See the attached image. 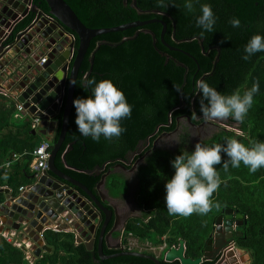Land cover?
I'll use <instances>...</instances> for the list:
<instances>
[{
  "label": "trees",
  "instance_id": "obj_1",
  "mask_svg": "<svg viewBox=\"0 0 264 264\" xmlns=\"http://www.w3.org/2000/svg\"><path fill=\"white\" fill-rule=\"evenodd\" d=\"M65 1L79 19L92 29H110L155 17L164 20L170 28L165 40L176 48L193 53L198 63L196 60L185 62L189 71L173 61L166 66V60L154 48L152 36L139 31L140 27L93 38L79 70L74 100L93 95L92 89L85 87L86 80L94 79L97 83L104 79L111 80L123 91L132 108L131 116L121 121V127L126 131L120 137L108 140L101 136L99 141H95L91 136L84 137L79 133L73 105L66 139L55 159L56 168L94 191L101 176L95 177L84 171L107 164L101 173L104 175L119 161L128 162L129 156L139 151L140 146L146 147L134 160L151 152L137 172L139 192L136 199L143 216L127 223L122 241L125 247L123 252H138L131 248V240L142 245L148 244L152 248L165 244V250L159 257L161 263L180 264L178 261L164 262L163 258L166 251L173 246L178 247L183 240L186 257L201 258L218 216L227 209H234L247 220L244 235L235 240L237 247L250 254L251 264H264V168L252 173L242 163L239 168H233L229 163L225 171L223 162L228 157L222 152V163L215 166L222 182L211 197V211L204 215L194 213L189 217L169 215L165 204V185L175 174L171 162L183 153L190 155L195 150V144L191 143L189 132H184L174 151L154 149L157 139L164 133L174 131L181 118L187 121L190 117L195 125L201 123L202 92L196 87V81L203 77L209 86L225 96L237 90L243 95L256 81L259 82V91L253 97L252 107L243 123H237L231 117L227 119V126L237 128L241 134L220 128L200 144L206 147L223 145L229 138L239 140L246 147H251L253 142H264V113L251 116L252 112H258L260 99L264 98V52H257L248 60L242 58L246 54L244 48L253 35L264 37V0H193L192 12L184 8L185 0H136V7L133 6V0ZM34 2L39 9L49 11L44 0ZM161 3L168 6L161 7ZM203 4L211 6L216 23L213 32L201 35L202 29L197 26L196 20L202 14L200 9ZM233 18L240 20L239 28L230 24ZM173 22L177 23V39H190L194 36L203 39V48L208 56H204L199 41L177 44L171 35ZM30 23L31 19H27L16 32L25 29ZM153 30L159 39L162 25ZM13 40L9 39L8 43ZM102 42L106 45L98 47ZM78 45L76 36V50ZM93 53L95 58L92 66L90 59ZM218 56L220 60L216 62ZM16 113L15 103L0 94V167L16 153H32L43 141L38 134H33L30 119L15 118ZM55 119L61 123L62 113ZM60 128L54 136L53 144L59 138ZM70 144H73V149L64 159L63 155ZM32 159L31 155H27L10 169L0 171L1 186L12 189L14 196L19 194L20 187L30 183L29 166ZM128 188L124 176L116 173L106 183V189L113 198L124 196ZM4 202L5 196L0 190V206ZM217 204L219 208L215 206ZM45 241L51 252H45L39 258L33 255L34 260L31 261L28 252L0 235V264H155L149 259L133 256L102 260L97 255L96 247L88 251L84 244H77L73 233L48 231L45 233ZM120 252L119 249L104 246L105 256ZM142 253L155 256L151 251Z\"/></svg>",
  "mask_w": 264,
  "mask_h": 264
},
{
  "label": "water",
  "instance_id": "obj_2",
  "mask_svg": "<svg viewBox=\"0 0 264 264\" xmlns=\"http://www.w3.org/2000/svg\"><path fill=\"white\" fill-rule=\"evenodd\" d=\"M44 1L49 10L46 14L37 8L35 2L33 9L29 11L28 5L31 0H0V70L4 69L7 61L12 56L24 50L26 46L25 50L29 55L32 53L33 47H46L47 50L54 47L48 54L47 63L41 68L30 69L28 76L16 86V89L18 91L25 89L19 98V101L24 104V108L36 117L41 118L44 127L51 128L55 127L52 120L61 113H59L58 105L54 103V100L58 97L61 89H65L66 98L62 108L60 135L54 144L49 160V172L58 180L56 179V182H52L49 172L46 171L41 183L45 184L51 181L48 182V189L44 186L41 187L39 184L32 192H25L17 197L11 196L4 202L0 206V211L3 214L0 216L2 222L0 234L9 235L11 231H14L16 234L23 235L25 237L23 251H29L25 245L30 243V252L39 258L43 253L51 252L46 241L40 238V233L45 227L53 226L59 221L75 222L73 232L77 235V244H84L88 251H93L96 247L95 242L99 225H102L97 243V255L100 259L133 256L149 259L155 264H162L156 256H149L141 252H123L122 249L118 254L105 256L104 242L116 231L113 228L106 234L114 213L113 209H108L104 205L107 200V192L106 195L100 191L99 195L94 194L92 190L82 185L79 181L58 170L55 165L56 156L64 144L68 132L79 70L92 39L106 33L124 31L140 25L128 24L110 29H92L88 28L79 19L65 0ZM133 3L134 7H136L137 1L133 0ZM26 15L35 16L32 22L33 25L16 35L11 33L9 39L13 38V42L16 45L14 44L4 49V46L1 45V37L17 19ZM64 28L77 36L79 40L77 50L75 49V41L71 42L69 39L71 34L62 32ZM165 30L166 27L164 28ZM54 35L58 37L54 38ZM101 45H106V43L102 42L98 47ZM73 52V61L69 63L68 60ZM94 58L95 53L92 54L90 59L92 66ZM216 61H219V57ZM204 79L205 77L202 80ZM72 81L75 83H72ZM200 118L198 117V119ZM187 121L193 127H199L192 123L190 117L187 118ZM171 134L164 133L163 135ZM72 149L73 144H70L63 156L64 159L65 155ZM106 165L84 171L95 177L101 176L100 182L96 186L98 190L105 186L106 179L110 173L109 171V173L101 175ZM127 165L130 164L124 160L121 161L119 166L126 169ZM135 168L136 164L133 166V169ZM63 182H67L72 187L81 190L87 199L82 198L81 194L69 185L63 184ZM5 193H9V190H5ZM98 211L102 213L101 215H104V221L103 216L99 215ZM130 219L126 218L124 220L123 228L126 227ZM117 223L118 219L115 217V225ZM246 224L247 220L244 215L234 209H227L216 219L214 232L211 234L201 258L192 259L186 257L185 242L181 240L178 247L174 246L165 252L163 261L167 263L178 261L180 264H241L243 262L242 258H238L234 251L227 252L226 248L231 242H235L236 238L244 235ZM28 255L30 256L29 253Z\"/></svg>",
  "mask_w": 264,
  "mask_h": 264
},
{
  "label": "clouds",
  "instance_id": "obj_3",
  "mask_svg": "<svg viewBox=\"0 0 264 264\" xmlns=\"http://www.w3.org/2000/svg\"><path fill=\"white\" fill-rule=\"evenodd\" d=\"M159 6L167 7L168 4L161 3ZM183 6L188 12L194 11L193 0H185ZM200 10L202 14L197 18L196 24L202 29L201 35L213 32L216 18L211 6L203 4ZM230 24L235 28L241 26L238 18H233ZM244 52V60L257 52H264V37L253 35ZM85 87L91 88L93 95L73 101L79 133L84 137L91 136L95 141H99L101 136L108 140L120 137L126 131L121 127V121L130 118L132 112L123 91L107 79L98 83L94 79H88ZM196 87L202 92L200 110L205 121H226L231 117L237 123H243L252 107L253 97L259 91V82L253 83L243 95L239 90L229 96L222 95L204 80H197ZM222 152L228 157L223 162L225 171L228 170L229 163L233 168H239L242 163L252 173L264 168V142H253L251 147H246L235 138L227 139L223 145L215 144L211 147L197 143L190 155L183 153L171 162L175 174L165 185V204L169 215L189 217L194 213L204 215L211 211V197L222 182L215 167L222 163ZM215 206L219 208V204Z\"/></svg>",
  "mask_w": 264,
  "mask_h": 264
},
{
  "label": "flooded vegetation",
  "instance_id": "obj_4",
  "mask_svg": "<svg viewBox=\"0 0 264 264\" xmlns=\"http://www.w3.org/2000/svg\"><path fill=\"white\" fill-rule=\"evenodd\" d=\"M35 1V0H34ZM133 6H134V3H133ZM40 11H42V12H44V14H46V12L47 11H44V10H42V9H39ZM31 15H26V16H23V17H20V19H17L15 22H14V24L9 28V35L12 33V34H18V33H20V32H22V31H24V30H26V28H28L30 25H33V20H32V22L25 28V29H23V30H21V31H19V32H16V30H17V28L19 27V25L21 24V23H23L24 21H26L29 17H30ZM134 24H139L140 26H137V27H140L141 29L139 30V31H141V32H146V33H149L151 36H152V39H153V45L155 46L154 48H155V50H157L159 53H160V55H161V57L163 58V59H165L166 60V66L167 65H169V63L171 62V61H173L174 63H176L178 66H180L181 68H183V69H185L186 71H189L190 70V68H188V66L185 64V62L186 63H189L188 61L189 60H191V61H193V60H196L197 61V63H198V60H197V58L194 56V54L193 53H191V52H189V51H186V50H184V49H180V48H176V46H174V45H171L169 42H167L166 40H165V35H167L168 33H169V24L166 22V21H164V20H161V19H159V18H151V19H147V20H140L139 22H137V23H134ZM160 25H162V27H163V30H162V35L160 36V38L158 39L157 38V34H156V32L153 30L154 28H157V27H159ZM145 26H149V27H152V29H149V28H146ZM166 27V30L164 31V28ZM172 27H173V32H172V38L173 39H175V40H177V44H183V43H192L193 41H199V43H200V45L202 46V52H203V54H205L204 56H208V54L205 52V50H204V48H203V39H199V37H197V36H194L193 38H190V39H182V40H179V39H177L176 38V35H177V23L176 22H173V25H172ZM62 32H64V33H70L71 35H72V33L68 30V29H66V28H64V29H62ZM74 36H75V34H74ZM137 36V35H136ZM54 38H57L58 36L57 35H54L53 36ZM75 38H76V36H75ZM46 44V43H45ZM44 46V45H43ZM44 48V47H43ZM167 48V49H166ZM45 49H46V47H45ZM218 52H220V49L218 50ZM185 54V55H184ZM175 56H179V57H182V58H184V60H179L178 58H176ZM186 56H188V57H186ZM219 57V56H218ZM218 57H216V60H217V58ZM220 60V59H219ZM217 62V61H216ZM199 69H200V64H199ZM60 113V112H59ZM58 116V115H57ZM181 119H184V118H181ZM201 120V119H200ZM180 121V120H179ZM219 122H222V121H218V123ZM210 124V122L209 121H205V120H203L202 119V121H201V123H199L197 126H199V127H206L207 125H209ZM212 125H214V124H212ZM215 126H217V125H215ZM178 128H179V125L177 126V128L174 130V131H172V132H170V133H174V132H176V131H178ZM197 128V127H196ZM205 132V131H204ZM171 134V135H172ZM183 134V132L179 135V143H180V136ZM163 135V134H162ZM163 136H165V135H163ZM168 136V135H167ZM159 139V138H158ZM157 139V140H158ZM142 148H143V146H140V149H139V151H137V152H134V154H131L130 156H129V160H128V162L127 163H130V161H131V159L134 157L135 158V156H137V155H139V153L141 152V150H142ZM134 158L132 159L133 160V163L131 164V166H130V170L129 171H123L124 169H122V167L121 166H119L120 164H121V162L119 161L117 164H115L114 166H113V168L111 169V170H109L110 171V173H109V171H107L106 173H104V174H107V173H109V177L114 173H116V174H119V175H121V176H124V178L126 179V181H127V183H128V187H129V184H131V182L133 181V178L131 177V173H135V176L137 177V172H138V170L140 169V167H141V165L139 166V167H137L136 166V168L135 169H133V166L136 164L135 162H137V160L136 161H134ZM139 159V158H138ZM133 169V170H132ZM129 176V177H128ZM135 176H134V178H135ZM108 177V178H109ZM131 177V178H130ZM129 178V179H128ZM137 179H138V177H137ZM81 183V182H80ZM82 185H84L83 183H81ZM138 184H139V182H138ZM85 186V185H84ZM85 187H87V186H85ZM88 188V187H87ZM89 189V188H88ZM129 189V188H128ZM79 194H81L82 195V198H86L87 199V197H86V195L81 191V190H79V189H75ZM93 191V190H92ZM99 191L101 192V193H103L104 195H106V192H107V196H106V198H107V200L104 202V205L108 208V209H113L114 210V213H113V218H112V220L110 221V223H109V226H110V229L108 230V228H107V232H106V234L110 231V230H112L113 228H115V230L117 231H115L114 233H113V242H114V246H117L116 248H114V249H119V250H125L124 248V245H123V242H121L120 241V236H121V234H120V232H121V230L120 229H122L123 228V222H124V220L127 218V215L128 214H136L137 213V210H138V208H139V206H138V204H137V199H138V192H139V189H137V193H136V197L134 198V194H133V192H132V190L131 189H129V191H128V193L127 194H125L124 196H122V197H120V198H113V197H111L110 195H109V193H108V191L105 189V186L104 187H101L99 190L97 189V187H95V190L93 191L94 192V194H96V195H99ZM132 195H133V197H132ZM137 198V199H136ZM113 200V201H112ZM92 204V203H91ZM138 207V208H137ZM140 209V208H139ZM141 210V209H140ZM140 213H141V216H140V218L143 216V211L141 210L140 211ZM98 214L99 215H101L102 213L100 212V211H98ZM101 216H103V221H104V215H101ZM115 217L118 219V223L115 225ZM131 220V219H130ZM114 225H115V227H114ZM102 226V225H101ZM108 226V227H109ZM100 229H101V227H100ZM99 229V230H100ZM123 231H125V228H124V230ZM124 233V232H123ZM122 233V234H123ZM120 234V235H119ZM116 240H117V242H116ZM122 241H123V236H122ZM96 248H97V243H96ZM238 248V247H237ZM95 249V248H94Z\"/></svg>",
  "mask_w": 264,
  "mask_h": 264
},
{
  "label": "built area",
  "instance_id": "obj_5",
  "mask_svg": "<svg viewBox=\"0 0 264 264\" xmlns=\"http://www.w3.org/2000/svg\"><path fill=\"white\" fill-rule=\"evenodd\" d=\"M33 4H34V0H31V3H29V5H28L29 11H31L33 9ZM47 17L49 19L51 18L50 16H47ZM69 39L71 42L76 41V38L73 34L69 36ZM8 41H9V30H6L4 35L1 37V45L4 46V49H7V48H9L15 44L14 42L8 43ZM53 48L54 47H52V49ZM36 49H37L36 47L32 48L33 51H32L31 56L33 58L36 56L35 55ZM52 49L45 50V54H41V55L38 54V59L36 61H34L33 63L31 62L32 66H30L29 69H27V67L22 65L25 63H22L21 64L22 66H16L12 70L5 71V69H4V70L0 71V94L6 98L19 99L20 96L22 95V93L25 91V89L18 91L15 86L18 85L21 81L24 80L25 77L28 76L29 70L33 69L34 65L36 68H41L45 63H47L48 54L52 51ZM12 57H14V56H12ZM73 57H74V52L72 53V55L70 56V59L68 60L69 63H71L73 61ZM64 100H65V89L62 88L60 93L58 94V97L54 100V103L58 105L59 110H61L63 108L64 102H65ZM28 113L31 114L27 109L24 108V104L20 103L17 105V113L15 115V118H22L23 116L28 115ZM44 114L46 115V113H44ZM31 118H32V129L33 130L39 129L43 124V120L39 117H36L34 114H31ZM236 133L241 134L240 131H236ZM53 147H54V145H53L51 140L43 139L41 144L37 148H35V150L32 153L25 152L23 154L22 153L21 154H19V153L14 154L12 158L8 159L0 167V170H2V169L7 170L11 167L12 164L17 162L21 158H23L27 155H31L33 157V159L30 163L29 168H30V172L36 178V182H35V184H32V185L22 186V187H20L19 190H20L21 194H23L25 192H32L34 190V188L37 185H39L41 183L42 179L45 177V173L49 168V160H50L51 155H52ZM2 188H4V187H2L0 185V189H2ZM48 231L67 232V230L63 229L59 223L58 224L56 223L53 226L45 227L44 230L40 233V238L45 240V233ZM0 235L3 236L8 242L13 243L17 247H19V248L24 247V245L22 243H18L14 240L15 239L14 233H10L9 235H5L4 233H2ZM76 236L77 235H75V238H76ZM76 240H77V238H76ZM25 247L30 250L29 245H25ZM164 248H165V245L162 247L161 250H163ZM226 250H227V252L234 251L235 255L238 256V248H237L235 242H231L227 246Z\"/></svg>",
  "mask_w": 264,
  "mask_h": 264
},
{
  "label": "crops",
  "instance_id": "obj_6",
  "mask_svg": "<svg viewBox=\"0 0 264 264\" xmlns=\"http://www.w3.org/2000/svg\"><path fill=\"white\" fill-rule=\"evenodd\" d=\"M38 8V7H37ZM39 9V8H38ZM35 18V16L34 17H32V15L28 18V19H31V22H32V20ZM27 48V46L25 47V49ZM37 49L35 50L36 51V53H35V57L33 58L32 56H31V54L29 55L28 53H27V51L24 49V50H21L18 54H15V56L14 57H12V58H10L8 61H7V65L4 67V69H5V71H9V70H12L14 67H16V66H22V65H24L25 67H27V69H29V67L30 66H32V63L34 62V61H36L37 59V57H38V54H45V50H47V49H45V48H43V47H41V46H38V47H36ZM34 51V52H35ZM32 62V63H31ZM22 63H25V64H22ZM22 64V65H21ZM3 69V70H4ZM33 69H36V67H35V65L33 66ZM0 71H2V70H0ZM6 73V72H5ZM17 86V85H16ZM15 86V87H16ZM66 98V97H65ZM10 100L11 101H13L14 103H15V106H16V109H17V105L18 104H20V103H22V102H20L19 101V99H14V98H10ZM65 101V100H64ZM59 112H61L62 113V109L61 110H59ZM23 117H25V118H27V119H30V121H31V124H32V118H31V114H29L28 113V115H25V116H23ZM52 123H54V128H51V127H44L43 126V124H42V126L39 128V129H37V130H34V132H36V134H40L41 135V140H43V139H49V140H51V141H53V139H54V136L56 135V133H57V130L59 129V126L61 127V123H59L58 121H56V119L54 118L53 120H52ZM61 129V128H60ZM34 132H33V134H34ZM35 135V134H34ZM53 143V142H52ZM54 145V144H53ZM69 147V146H68ZM54 148V147H53ZM68 149V148H67ZM25 152H28V151H24L23 153H25ZM22 153V154H23ZM29 153V152H28ZM19 154H21V153H19ZM64 156V155H63ZM136 157V156H135ZM134 158V157H133ZM132 158V159H133ZM131 159V161H130V165H127L128 166V168L126 167V169H124V168H122V169H124L123 171L125 172V171H129L130 170V166H131V164L133 163V160ZM134 160H135V158H134ZM16 163V162H15ZM14 163V164H15ZM13 165V164H12ZM11 165V166H12ZM56 165V164H55ZM11 168V167H10ZM9 168V169H10ZM6 170V169H5ZM8 170V169H7ZM133 170V169H132ZM1 171V170H0ZM48 172H49V168H48V170H47ZM104 171V170H103ZM62 172V171H61ZM31 173V172H30ZM64 173V172H63ZM66 174V173H65ZM66 175H68V174H66ZM49 176H50V179L52 180V182H56V177H54L50 172H49ZM69 176V175H68ZM71 177V176H70ZM109 177V176H108ZM108 177H107V179H106V183H107V180H108ZM71 178H73V177H71ZM58 180V179H57ZM76 180V179H75ZM78 181V180H77ZM35 182H36V178L34 177V175L31 173V176H30V183H28L27 185H24V186H28V185H32V184H35ZM42 182V181H41ZM48 182H51V181H48ZM45 183V184H43V183H40V186L42 187V186H44V187H46L47 189H48V187H47V185L49 184V183ZM63 184H66V185H69L67 182H63ZM1 185V184H0ZM71 188H73L74 190L76 189L75 187H72L71 185H69ZM3 187V186H2ZM105 188H106V184H105ZM20 189V188H19ZM1 191H3V194H4V196H5V202L11 197V196H14L13 194H12V189H10V188H8V187H4V188H2V189H0ZM5 190H9V193H5ZM76 191V190H75ZM108 191V190H107ZM19 192V194L17 195V196H19V195H21V193H20V190L18 191ZM109 193V192H108ZM17 196H14V197H17ZM3 214H2V212L0 211V216H2ZM138 218H140V217H135V218H131V219H138ZM77 221V220H76ZM130 221V220H129ZM128 221V222H129ZM60 225H61V227L63 228V229H66L67 230V232H64V233H73V234H75L76 235V233L75 232H73V227H74V225L76 224L75 222L73 223L72 221H69V222H67V221H59L58 222ZM57 223V224H58ZM1 224H2V222H1V220H0V226H1ZM56 224V223H55ZM215 224V223H214ZM54 225V224H53ZM100 227H101V225H99V228H98V231H97V236H96V242L95 243H98V240H99V233H100ZM121 230V229H120ZM122 230H124V228L122 229ZM121 230V232H120V234H121V236H120V241L122 242V236H123V232L124 231H122ZM111 231V230H110ZM107 232V231H106ZM117 232V231H116ZM214 232V227H213V231H212V233ZM11 233H14V231H11ZM123 233V234H122ZM15 234V241L16 242H18V243H24L25 242V237H23V235H20L19 233H14ZM119 234V235H120ZM113 234H112V236H110L109 238H108V240L107 241H105L104 242V246H106L107 248H109V249H114V248H116L117 246H114V242H113ZM106 240V239H105ZM163 240H165V237L163 238ZM131 243H132V240H131ZM27 245H29L30 246V243H28ZM165 245V244H164ZM163 245V246H164ZM163 246H161V247H158L157 249L159 250V255L157 256L155 253V256L156 257H160L161 255H162V253L164 252V250H165V248L163 249V250H161L162 249V247ZM174 247V246H173ZM29 250V249H28ZM238 252H239V255L237 256V257H239V258H242V260H243V262H241V264H251L252 263V258H250L251 256H250V254L249 253H247V252H245V251H243V250H241V249H239L238 248ZM28 253L29 254H31V252H30V250L28 251ZM34 255V254H33ZM31 259V258H30ZM32 259H34V258H32ZM31 259V260H32Z\"/></svg>",
  "mask_w": 264,
  "mask_h": 264
},
{
  "label": "rangeland",
  "instance_id": "obj_7",
  "mask_svg": "<svg viewBox=\"0 0 264 264\" xmlns=\"http://www.w3.org/2000/svg\"><path fill=\"white\" fill-rule=\"evenodd\" d=\"M259 106H260V109L258 110V112H255V111L252 112L251 116H257V115L264 113V98L260 99ZM209 122H210V124L207 125L206 127H197L196 128V127H193L191 124H189L188 121L185 120V118L180 119L178 131H176L172 135H168V136L161 135L159 137V139L155 142V149L174 151L179 146V139L178 138L182 132L183 133L189 132L191 143L196 145L197 143H201L203 140L210 138L213 134L218 132V130L220 128H227V129L232 130V131H239L237 128H232L230 126H227V120L219 122V123H218V121L217 122L209 121ZM212 124H214V125H212ZM215 125H217V126H215ZM39 137H41L40 134H39ZM145 148L146 147H143L140 153H142L145 150ZM150 153L151 152H148L144 157L139 158L137 160V162H135L136 166L139 167L141 164H143L144 160L146 159V156L150 155ZM134 176H135V173H131V177L133 178V181L131 182V184H129V189L132 190V192L134 194V198H135L136 193H137V189H138V179L136 176L134 178ZM129 189H128V191H129ZM132 197H133V195H132ZM140 211L141 210L138 208L136 214L135 213L134 214H128L127 219L140 217L141 216ZM116 242H117V240H116ZM131 248L136 249V250H138V252H141V253H142V251H151V252L155 253L157 256L159 255V250L157 248H154V247L152 248L148 244L142 245L136 240H132ZM130 252H132V251H130ZM28 258L32 259L33 254L31 253L30 256H28ZM33 260L34 259H32L31 261H33Z\"/></svg>",
  "mask_w": 264,
  "mask_h": 264
}]
</instances>
